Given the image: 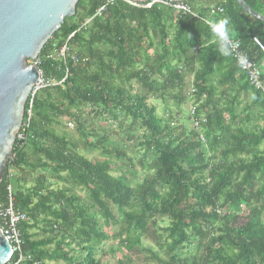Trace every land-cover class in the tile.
Returning <instances> with one entry per match:
<instances>
[{
    "label": "trees",
    "instance_id": "16d2710c",
    "mask_svg": "<svg viewBox=\"0 0 264 264\" xmlns=\"http://www.w3.org/2000/svg\"><path fill=\"white\" fill-rule=\"evenodd\" d=\"M182 1L192 13L117 0L96 15L106 0H79L45 43L38 55L45 78L69 74L30 95L27 137L16 138L0 175V203L12 195L28 216L20 224L25 258L17 264H104L108 230L130 264L143 254L139 264H264V92L232 55H221L205 23L229 17L233 39L264 69V21L237 0ZM245 1L264 15V0ZM66 43V60L48 57ZM248 90L253 101L237 111ZM168 98L197 104L208 118L205 142L193 127L178 133L172 112L158 114L153 100ZM87 115L111 118L142 151L137 162L107 147L111 130L87 134ZM65 116L82 140L58 132ZM82 144L88 153L128 159L129 172L115 175L117 163L87 156ZM136 165L150 173L133 182L127 173L136 175ZM17 261L14 253L6 264Z\"/></svg>",
    "mask_w": 264,
    "mask_h": 264
},
{
    "label": "water",
    "instance_id": "95a60500",
    "mask_svg": "<svg viewBox=\"0 0 264 264\" xmlns=\"http://www.w3.org/2000/svg\"><path fill=\"white\" fill-rule=\"evenodd\" d=\"M79 0H0V175L24 119L25 105L40 71L34 60ZM146 1V0H133ZM237 2L253 17L264 15L245 0ZM12 245L0 225V264L12 257Z\"/></svg>",
    "mask_w": 264,
    "mask_h": 264
},
{
    "label": "rangeland",
    "instance_id": "374dc122",
    "mask_svg": "<svg viewBox=\"0 0 264 264\" xmlns=\"http://www.w3.org/2000/svg\"><path fill=\"white\" fill-rule=\"evenodd\" d=\"M33 63V62H32ZM137 86V84H136ZM153 102H155V104L158 107V114L160 116H165V114L169 111L172 112L173 116H174V122H175V126L177 128V132L180 133L182 131V129H186V130H191L192 129V122H191V118L189 117V108L192 104V101L189 99L188 101L182 103L181 105H179L177 102H173L171 99H167V100H153ZM86 118V133L87 134H95L92 133L93 129L95 130V132H97L100 136L105 134L107 131L109 132H113L110 136V139L107 143V147L109 148H113L114 150H119V151H123L127 157H131L134 159L135 162H137L136 157L142 154V151H138L136 146L134 145V143H132V141H130L129 139H127L126 135L120 131L119 127L118 130L116 129V127H114L112 125V119L111 118H104V117H99L94 119L91 115H87L85 116ZM62 123L61 126H59L57 128L59 133H66L68 135L69 138L74 139V140H82V136L81 133L78 129L77 124L75 123V121L72 120L73 122V126L69 125V118L67 116L63 117L62 119ZM111 130V131H110ZM117 130V131H116ZM137 134L142 135L143 134V130H138ZM93 138V137H92ZM91 138V139H92ZM81 152H83L84 154H86L89 157H101L103 158H108L110 159L112 162L117 163V165L114 167L113 169V173L115 175H125L126 172L125 170L128 169L126 166H128V159H119L116 157V155H103L100 153V150L96 149L93 153H88L87 150L85 149L84 145L82 144ZM140 153V154H139ZM137 169L136 175L127 173V176L133 181L135 182L137 179H141L144 176H146L147 174L150 173V171L148 169H142L139 165H136L135 167ZM127 172H129V170H126ZM76 191L81 194L82 196H86V192L83 191L80 188H76ZM161 226H167L169 224V220L168 219H163L160 218L159 221ZM108 233L110 234V239L104 241L103 245L101 247H104V250H106V252H108V255L104 258V264H120L119 260H123L124 264H130V262L127 261V259L125 258V254H126V249L121 247L119 245V240L114 238L113 236H111L113 234V231L108 230ZM144 246H148L151 247L154 250H160L161 254L163 255V251L156 245L154 244L152 241H150V239H144ZM196 246H197V241H195L193 243V245H191L190 247H187L185 250V256L187 255H191L196 251ZM99 253L101 252V250L99 249L98 251ZM144 254L139 257L140 259H136L132 262V264H139L140 262L142 263L141 260H144ZM137 256H134L133 258H135ZM49 264H54V263H49ZM59 264H65V263H59ZM143 264H158L156 262H152V260L149 261H144Z\"/></svg>",
    "mask_w": 264,
    "mask_h": 264
},
{
    "label": "built area",
    "instance_id": "2783aa9c",
    "mask_svg": "<svg viewBox=\"0 0 264 264\" xmlns=\"http://www.w3.org/2000/svg\"><path fill=\"white\" fill-rule=\"evenodd\" d=\"M115 1L117 0H106V2L100 8H98L96 15L101 14L103 11L106 10V8L109 5L114 4ZM122 1H125L134 6H140L145 8L151 7L155 3H164V4L172 5L179 10L192 13V8L190 7V5L183 2L182 0H146L141 2L133 1V0H122ZM256 40L258 41V39ZM233 41L235 47L232 56L236 59L240 68L247 72L251 84L255 86L257 89H261L264 92V69L259 67L256 64V62L247 55V53L242 47V43L240 40L233 39ZM68 51H70V47L66 43L60 49L49 53L48 57L57 56L59 58H62L63 60H66ZM72 59L75 63H79L81 58L76 52H74L72 54ZM87 59L88 57H83V60H87ZM33 63L39 68L41 59L37 57L34 59ZM39 71H40V76L37 82L35 83V85L33 86V91L31 94L32 97H34L37 91L41 90L44 87L54 86L63 83L69 74V70L67 69L65 76L61 80H58L56 78L47 79L44 76L43 70L39 68ZM192 92H194L193 88H192ZM28 114L30 119L32 114L31 108L29 109ZM189 115L191 118L193 128L199 131L200 139L205 142L206 137L202 131V128L204 124H206V122L208 121L207 116L205 114L198 113V107L197 104L195 103L191 104L189 108ZM69 125L73 126V122H69ZM28 126H29L28 123L25 124L22 123L20 130L17 132L16 138H18L21 141L25 140L27 137L26 130ZM27 219H28L27 214L15 206L12 195H10L7 204L0 203V225L2 227L4 234L6 235L7 239L10 241L12 245V254L14 253L18 254V261L14 264L19 263L25 258V254L22 250L23 238H22V231L20 228V224L22 221ZM36 264H41V263L37 262Z\"/></svg>",
    "mask_w": 264,
    "mask_h": 264
},
{
    "label": "clouds",
    "instance_id": "9594fccd",
    "mask_svg": "<svg viewBox=\"0 0 264 264\" xmlns=\"http://www.w3.org/2000/svg\"><path fill=\"white\" fill-rule=\"evenodd\" d=\"M205 23L208 25L211 33L215 37L218 44V50L223 56H230L234 51V33L231 29V21L229 17L220 19H209Z\"/></svg>",
    "mask_w": 264,
    "mask_h": 264
},
{
    "label": "crops",
    "instance_id": "0c3cea01",
    "mask_svg": "<svg viewBox=\"0 0 264 264\" xmlns=\"http://www.w3.org/2000/svg\"><path fill=\"white\" fill-rule=\"evenodd\" d=\"M240 100H241V104L240 106L237 108V111H240L241 109H245V105L246 104H250L253 101V93H251L250 90H248V92L244 93L241 92L240 93ZM156 101V99H155ZM155 103V102H154ZM244 115V114H242ZM55 264V263H54Z\"/></svg>",
    "mask_w": 264,
    "mask_h": 264
}]
</instances>
